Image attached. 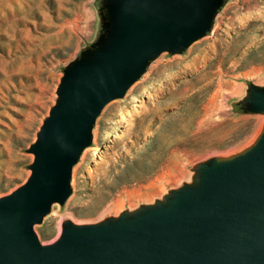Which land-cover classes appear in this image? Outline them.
I'll return each mask as SVG.
<instances>
[{
    "label": "rangeland",
    "instance_id": "374dc122",
    "mask_svg": "<svg viewBox=\"0 0 264 264\" xmlns=\"http://www.w3.org/2000/svg\"><path fill=\"white\" fill-rule=\"evenodd\" d=\"M107 1L0 0V199L30 177L29 150L69 69L108 41ZM261 91L264 0H223L207 35L161 53L104 107L70 197L34 227L39 242L54 245L67 225L132 221L200 190L205 165L242 158L264 135V113L248 111Z\"/></svg>",
    "mask_w": 264,
    "mask_h": 264
},
{
    "label": "water",
    "instance_id": "95a60500",
    "mask_svg": "<svg viewBox=\"0 0 264 264\" xmlns=\"http://www.w3.org/2000/svg\"><path fill=\"white\" fill-rule=\"evenodd\" d=\"M223 0H108V41L69 69L29 152L31 175L0 199V264H264V135L229 163L202 170L200 190L132 221L78 228L43 246L34 227L72 193V168L104 107L125 96L163 52L207 35ZM264 113V91L248 106Z\"/></svg>",
    "mask_w": 264,
    "mask_h": 264
},
{
    "label": "bare ground",
    "instance_id": "6f19581e",
    "mask_svg": "<svg viewBox=\"0 0 264 264\" xmlns=\"http://www.w3.org/2000/svg\"><path fill=\"white\" fill-rule=\"evenodd\" d=\"M213 48V47H212ZM202 58L201 57H197L195 60H194V63H197L198 61H201Z\"/></svg>",
    "mask_w": 264,
    "mask_h": 264
}]
</instances>
